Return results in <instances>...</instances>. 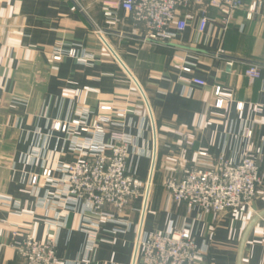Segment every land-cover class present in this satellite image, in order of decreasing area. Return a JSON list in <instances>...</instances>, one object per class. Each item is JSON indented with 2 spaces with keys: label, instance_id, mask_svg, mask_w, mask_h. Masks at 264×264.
<instances>
[{
  "label": "crops",
  "instance_id": "0c3cea01",
  "mask_svg": "<svg viewBox=\"0 0 264 264\" xmlns=\"http://www.w3.org/2000/svg\"><path fill=\"white\" fill-rule=\"evenodd\" d=\"M253 1L245 0L228 27L209 8L215 22L203 33L195 13L177 40L163 44L146 40L144 29L113 7L116 0H0V264H20L16 250L29 233L39 241L53 237L64 264H133L141 224L152 232L171 224L190 229L205 253L201 264H264V186L250 209L217 224L177 205L165 187L186 166L240 162L248 129L264 173V0L249 18ZM71 47L83 57L53 60L57 48ZM251 66L260 78L246 75ZM218 87L222 109L215 106ZM102 105L128 111L129 125L114 132L133 137L129 168L149 190L146 210L140 198L124 213L112 211L119 221L100 222L83 204L64 208L55 182L31 184L47 168L60 179L62 165L74 159L73 141L85 136L54 125L85 111L93 121ZM177 130L192 131L194 145Z\"/></svg>",
  "mask_w": 264,
  "mask_h": 264
},
{
  "label": "built area",
  "instance_id": "2783aa9c",
  "mask_svg": "<svg viewBox=\"0 0 264 264\" xmlns=\"http://www.w3.org/2000/svg\"><path fill=\"white\" fill-rule=\"evenodd\" d=\"M116 1L113 7L121 9L127 18L142 27L146 40L163 44L177 40L187 29L190 16L195 13L199 17L198 31L203 33L209 24L215 22L209 16V8L219 11L223 15L222 24L228 27L233 13L245 6V0ZM262 5L263 0H254L248 7V17L252 18ZM101 32L99 31L104 39ZM65 57L80 59L83 55L75 47L57 48L53 54L54 61H62ZM178 68L186 73L192 71L191 66ZM246 75L251 79H258L261 71L258 67L251 66L246 70ZM215 95V106L221 109L227 107L220 98V87L216 89ZM244 108L245 104H237V109ZM252 109L261 112L262 108L260 105H253ZM79 116L63 125H54V130L71 136L79 133L85 135L81 140L73 141L71 153L74 159L62 165V177L54 180L53 170L47 168L42 175L32 176L31 184L41 187L55 182L59 186L55 197L64 208L77 209L83 204L100 218V222L119 221L112 211L124 213L140 198L142 204L146 203V210L149 200L147 184L138 180L129 168L133 137L128 133L114 132L116 128L123 130L129 125L128 111L112 105H102L93 121L89 120V112L85 111ZM176 133L187 146L194 145L195 135L192 131L177 130ZM245 135L250 146L240 162L233 163L220 158L212 168L189 165L168 178L165 187L174 202L186 207L189 212L197 210L201 217L211 215L214 224L229 212L250 209L259 189L264 186V173L259 166L260 154L251 143L253 131L248 129ZM200 155L206 156L207 153L201 152ZM155 170L154 163L151 180ZM252 216L249 210L248 218L251 219ZM121 222L127 224L126 221ZM98 227L99 224L90 227V232ZM135 245L133 264H201L205 254L190 229L173 224L165 232L146 231L141 224L137 229ZM16 251L20 264H64L53 237L39 241L29 233Z\"/></svg>",
  "mask_w": 264,
  "mask_h": 264
},
{
  "label": "water",
  "instance_id": "95a60500",
  "mask_svg": "<svg viewBox=\"0 0 264 264\" xmlns=\"http://www.w3.org/2000/svg\"><path fill=\"white\" fill-rule=\"evenodd\" d=\"M264 213H262L261 215H263ZM261 215H258L256 216L250 223L249 227H248V230H247V233H246V236L248 235V233L250 232V230L252 229V227L254 226V224L256 223V221L259 219V217ZM246 238V237H245Z\"/></svg>",
  "mask_w": 264,
  "mask_h": 264
}]
</instances>
